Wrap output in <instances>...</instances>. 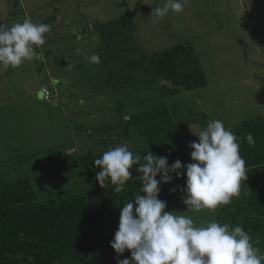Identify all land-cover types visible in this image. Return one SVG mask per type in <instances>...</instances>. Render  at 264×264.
<instances>
[{
	"label": "rangeland",
	"instance_id": "rangeland-1",
	"mask_svg": "<svg viewBox=\"0 0 264 264\" xmlns=\"http://www.w3.org/2000/svg\"><path fill=\"white\" fill-rule=\"evenodd\" d=\"M166 2L167 0H0V24L8 26L22 22L26 18L42 23L44 20H51V15H55L56 11H61V14L56 16L63 17L62 26H59V21L52 22L51 31L46 34V39L53 38L55 43L49 42L36 49L39 59L31 61L33 62L31 65L29 62L23 63L21 71L15 72L14 75H26L27 79L30 77L34 79L28 85L30 93L40 91L43 85L46 87L42 90L48 89L51 92V89H58L60 87L56 81L62 79L66 86L60 88L61 93H64L66 98H72L74 95V106L81 103L85 109H80L82 113L78 116H72L74 129L66 115L62 138H58L62 140L55 144L50 131L52 123L36 105L24 107L23 103H17L16 100L13 103L9 101L13 106L12 112L14 111L10 116L4 114L10 104L5 96L6 102L1 96L3 101L0 103L4 104L5 110L1 109L0 113L9 118L6 116L0 118V149L11 147L10 139L14 136L11 132H17L22 125L20 123L21 125L15 126L18 120L27 123L23 132L30 135L33 142L37 141L32 145L33 149H47V152L39 154L24 150L25 156L34 154L35 160L30 158L24 160L22 164L16 163L12 165L15 169L12 171L9 169L11 165L8 164L2 167L5 169L0 168L1 177L10 183L22 178L27 179L41 198L62 192H74L88 186L85 165L83 163L70 165L65 156L63 157L59 145L62 143V146L69 147L72 142H77L75 145L79 148L86 147L87 151L98 153L97 144L85 143L81 137L88 136L92 139L89 129L118 117L127 109L133 108L136 112L139 108L131 102L133 98L128 100L125 94H117L113 88L103 86L107 63L112 56L111 51H100L101 41L93 28L95 23L120 19L128 13L132 15L137 26L133 35L134 47L138 48L136 53H155L169 50L178 43H187L186 45L201 60L207 88L171 98V101L178 105L177 109L183 112L189 103H193L192 95L203 96L201 105L207 110L198 112L207 117L203 114L195 116L190 112H184L186 114L184 117H188L185 121L192 123V126L190 125L193 127L192 130L199 132L206 127L202 122L208 123L209 120L219 119L226 127L230 126L232 131L235 125L245 120L264 117V0H187L182 13L170 11L163 19L154 22L151 15L153 9L157 6L163 7ZM77 49L82 50L81 54H77ZM84 54L88 56L98 54L101 62L89 63ZM120 54L114 58L121 63L127 59L126 55H130L123 48ZM133 54L135 55V48ZM42 57L45 58V63H37ZM15 88L13 92L16 93L12 95H15L16 99L20 96L18 87ZM37 98L43 101L44 96L39 95ZM126 103L129 104L125 106ZM18 107H24L21 115ZM17 115L21 118H17ZM194 123L198 126L195 127ZM82 125L89 129H83ZM77 128L80 131H76ZM25 134H18L15 137L16 148ZM38 135L42 143L38 141ZM24 144L23 139V146ZM83 151L85 150L80 152ZM71 153L73 152L70 151L69 154ZM6 159L11 160L6 155L5 158L0 155V166L6 164ZM30 160L33 163L41 160L43 162L35 165L25 163ZM238 201L242 205H248L251 197L247 199L240 197ZM233 205L232 200L227 208ZM223 206L225 205L220 207ZM167 211L184 213L187 206L182 199ZM242 216L245 214L238 219L240 226L244 224L241 222L244 220H240ZM217 218L216 211H204L193 215L197 225L201 222L205 224L209 221L218 222ZM230 222V227H233L234 223ZM220 223L223 224V221Z\"/></svg>",
	"mask_w": 264,
	"mask_h": 264
},
{
	"label": "trees",
	"instance_id": "trees-1",
	"mask_svg": "<svg viewBox=\"0 0 264 264\" xmlns=\"http://www.w3.org/2000/svg\"><path fill=\"white\" fill-rule=\"evenodd\" d=\"M50 19L42 23L56 22V14ZM93 28L101 41L100 51H111L112 56L107 63L103 86L113 88L117 94H125L128 100L133 98L131 102L136 99L140 108L136 112L133 108L127 109L93 129L82 125L92 133V139L85 138L83 142L97 144L99 148L95 153L72 143L78 151L74 150L68 157L83 163L88 173L89 183L84 189L41 198L27 179L10 183L0 175V264H117L118 259L130 258L129 250L118 255L110 242L118 229L121 208L126 202L134 201L141 187L137 178L140 173L134 166L133 179L127 182L123 192L116 194L110 180L105 181L108 188H101L96 179L100 169L95 159L126 140L133 152L145 155L150 151L158 157L166 156L169 166L177 159L182 164L192 162L189 145L199 142L196 136L199 132L192 130V123L185 121L188 117H184V112L198 116L203 114L198 112L203 108H197L202 107L201 103L197 105L191 99L193 103L182 112L171 98L207 88L201 60L187 43L155 53H136L138 48L134 47L133 35L137 26L130 13L120 19L95 23ZM121 48L132 56L126 55L122 63L114 58L119 56ZM232 132L238 137L248 178L239 196L233 197L234 205L216 210L217 221L223 224L232 221L233 227L240 226L238 219L245 214L240 219L244 220L242 227L255 246L264 252V117L245 120L235 125ZM249 134L254 143L248 142ZM81 150H85L84 155ZM171 175L170 183L160 185L158 197L166 202V211L186 196V175L180 178L175 173ZM249 196L248 205L238 201L240 197L247 199Z\"/></svg>",
	"mask_w": 264,
	"mask_h": 264
},
{
	"label": "clouds",
	"instance_id": "clouds-1",
	"mask_svg": "<svg viewBox=\"0 0 264 264\" xmlns=\"http://www.w3.org/2000/svg\"><path fill=\"white\" fill-rule=\"evenodd\" d=\"M185 3L187 0H167L163 7H155L151 14L154 22L170 11L182 13ZM50 31L49 24L30 18L11 26L0 24V71L38 60L36 49L45 45ZM81 52L77 49L78 55ZM84 58L93 64L101 62L98 54H84ZM196 136L199 142L190 143L192 162L187 164L177 159L169 166L166 156L158 157L150 151L141 155L127 144L112 147L95 159L100 169L96 179L101 188H108L105 181L110 180L116 194L123 192L133 179L134 166L140 173L137 178L141 187L134 201L121 208L118 229L110 242L118 255L126 250L131 253L130 258L118 259L117 264H264V252L242 226L230 227L216 221L197 225L194 221L196 213L214 212L230 204L248 178L238 137L230 126L219 119L209 120ZM247 140L254 143L251 134ZM172 173L177 178L186 175L184 213L166 211V202L158 198L160 185L170 183Z\"/></svg>",
	"mask_w": 264,
	"mask_h": 264
},
{
	"label": "crops",
	"instance_id": "crops-1",
	"mask_svg": "<svg viewBox=\"0 0 264 264\" xmlns=\"http://www.w3.org/2000/svg\"><path fill=\"white\" fill-rule=\"evenodd\" d=\"M55 14L59 15V14H61V11L60 12L56 11ZM56 17H57V21H59V26L61 27L62 26L61 21L63 20V17H61L62 19L59 16H56ZM69 28H70V26H69ZM49 42L55 43V40L52 41L51 39H46V43L45 44H49ZM57 42H60V41H57ZM178 44H181V43H178ZM178 44H176V45H178ZM176 45H174V46H176ZM41 62H42V64L45 63V58L44 57H42V59H40L37 63H41ZM30 63H33V62H29V64ZM30 65H28V66H30ZM20 68H21V66L16 68V69L9 68L6 71H0V102L3 101L1 96L2 97L5 96L8 103H9V101L13 103V101L16 100L17 103H23L25 105L24 107H29L30 105H36L37 109L41 113H44L45 117H47L50 120V122L52 123V125H50L52 127V130H50V131L52 133V139L55 141V144H56L57 141L61 142L62 139H58V138H62L63 127H64L65 122H66L65 118H67L66 115H68L69 121L73 125L72 128L74 129V118H72V116H78V114L82 113V110H85L83 108V105L80 103L77 106H74V95H73L72 98H70V97L66 98V95L64 93H61L60 88L62 86L63 87L66 86L65 85L66 83L62 79H57V81H56V83L58 84L57 86L60 87V88L55 89V90L51 89L52 90L51 93H53L55 95L51 99V101L47 102L43 98H42L43 101H40L37 97L39 95L40 96H42V95L44 96V94L42 92V88L46 87V85L41 86L40 87V91H37L35 93L34 92L30 93V87L28 85L34 79L31 78V77L27 79L26 75H23V76L14 75L15 72H20L21 71ZM58 78H62V77L58 76ZM15 87H18L17 91L19 92V96H20V97H16V99L14 98L15 95H12L14 93L13 90L16 89ZM74 87H75V85H74ZM201 90H203V89H201ZM184 93H186V92H184ZM184 93H182V94H184ZM72 94H74V90H73ZM5 97H4V101H5ZM202 97H201V94H194V95L191 96V99H192V101H194V103H196L198 105L199 103H202ZM63 98L66 99L65 102H63ZM17 99H19V100L22 99V101H18ZM68 99H69V103H68ZM132 103H134L136 105V108H137V106H139V103H138V101L136 99H134L132 101ZM196 106H195V109H197V108H199V109L203 108L204 109V107H200L199 106V107L196 108ZM24 107H18V110L20 111V113H19L20 115L22 114L21 110L24 109ZM32 107L34 108L35 106H32ZM1 109L5 110V107H4L3 103H0V110ZM77 109H79V110L82 109V110L79 111ZM12 110H13V106H12V104H10V106L8 108H6V110H5L6 113H4V112L3 113L11 116V114L14 112V111L12 112ZM33 111H35V109H33ZM63 114L65 116H63ZM7 115H2L0 113V118L3 117V116H6L7 119H8L9 117ZM20 115H17V118H19ZM79 118H81V117H79ZM3 121H2V123H3ZM16 122L17 123H16L15 126H19L20 123L22 125L20 124L21 125V126H19L20 129L18 128L17 132H15V131L11 132V133L14 134V136L10 139V142L12 144L11 147H8L6 149H2V148L0 149V155H2L4 158H5V155L8 158H11V160H7V159L5 160L6 164L3 165V166H0L1 170L5 169V168H2V167H5V166H7L9 164V165H11V168H9V169L12 171V170H15L12 167V165H15L16 163H21L22 164L24 160H26V159L28 160L30 158H33L35 160L34 154L32 156L29 155L27 157V156H25L26 153H23L24 150H28L30 152L33 151L36 154H39V152H41V153L47 152V149H41V150H38L39 148L33 149L32 145L34 144V142H37V141L33 142L31 140L30 135H27V134H25L23 132V130H26L27 123L26 122L22 123L21 120H18ZM11 125H12V123H11ZM54 128H55V130H54ZM68 130H70V129H68ZM21 131H22V133H21ZM18 134L19 135L25 134V136L23 138L25 144L23 146V139H20L19 147L16 148L14 146V142H15V139H16L15 137H17ZM68 136H69V133H68ZM68 138H70V137H68ZM81 138L84 141L85 138H89V137L88 136H86V137L82 136ZM38 141H41V143H42V139H41V137L39 135H38ZM72 143H71V145L69 147L67 145L62 146V143H60V145H59L60 147L59 148H61V151L63 153V157L65 156V158L67 159L68 163H70V165H73L75 163L77 165H81L80 164L81 162L78 163L79 161L75 160L74 158L70 159L68 157L70 155L69 154L70 151L71 152H74V150L78 151L77 146H75V148L72 147L73 146ZM122 144H126V140L122 141ZM56 147H57V145H56ZM36 150H37V152H36ZM39 158H41V156H39ZM42 162H43V160H41V161H39L37 163H33V161L30 160V161H27L25 163H33L35 165V164H40ZM11 171H10V173L13 174V172H11ZM0 174H2V173L0 172ZM22 179H25V178H22Z\"/></svg>",
	"mask_w": 264,
	"mask_h": 264
},
{
	"label": "built area",
	"instance_id": "built-area-1",
	"mask_svg": "<svg viewBox=\"0 0 264 264\" xmlns=\"http://www.w3.org/2000/svg\"><path fill=\"white\" fill-rule=\"evenodd\" d=\"M42 92H43V94H44V99L46 100V101H51V99L55 96L53 93H51L48 89H43L42 90ZM66 101V99L65 98H63V102H65Z\"/></svg>",
	"mask_w": 264,
	"mask_h": 264
}]
</instances>
